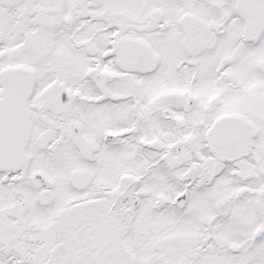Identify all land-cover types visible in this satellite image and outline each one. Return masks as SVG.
I'll return each mask as SVG.
<instances>
[{
    "label": "snow or ice",
    "instance_id": "obj_1",
    "mask_svg": "<svg viewBox=\"0 0 264 264\" xmlns=\"http://www.w3.org/2000/svg\"><path fill=\"white\" fill-rule=\"evenodd\" d=\"M0 264H264V0H0Z\"/></svg>",
    "mask_w": 264,
    "mask_h": 264
}]
</instances>
